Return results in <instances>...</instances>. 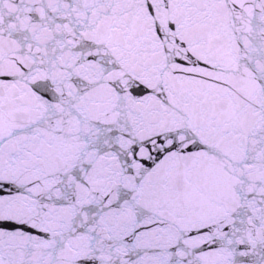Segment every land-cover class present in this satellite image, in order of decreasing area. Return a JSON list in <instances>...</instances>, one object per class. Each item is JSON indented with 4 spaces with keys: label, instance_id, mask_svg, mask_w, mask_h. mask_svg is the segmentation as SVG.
<instances>
[{
    "label": "snow or ice",
    "instance_id": "1",
    "mask_svg": "<svg viewBox=\"0 0 264 264\" xmlns=\"http://www.w3.org/2000/svg\"><path fill=\"white\" fill-rule=\"evenodd\" d=\"M0 264H264V0H0Z\"/></svg>",
    "mask_w": 264,
    "mask_h": 264
}]
</instances>
